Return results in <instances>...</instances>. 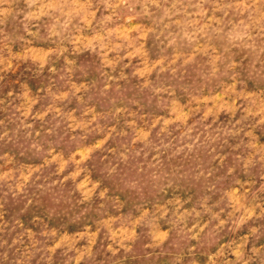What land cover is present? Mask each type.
I'll return each mask as SVG.
<instances>
[{
  "label": "rangeland",
  "instance_id": "obj_1",
  "mask_svg": "<svg viewBox=\"0 0 264 264\" xmlns=\"http://www.w3.org/2000/svg\"><path fill=\"white\" fill-rule=\"evenodd\" d=\"M0 264H264V0H0Z\"/></svg>",
  "mask_w": 264,
  "mask_h": 264
}]
</instances>
